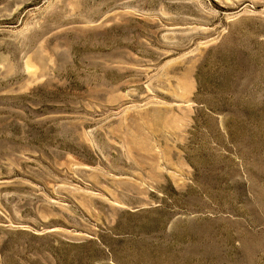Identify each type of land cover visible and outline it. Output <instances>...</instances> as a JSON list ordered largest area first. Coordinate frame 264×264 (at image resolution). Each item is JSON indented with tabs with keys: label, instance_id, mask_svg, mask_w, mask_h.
<instances>
[{
	"label": "rangeland",
	"instance_id": "obj_1",
	"mask_svg": "<svg viewBox=\"0 0 264 264\" xmlns=\"http://www.w3.org/2000/svg\"><path fill=\"white\" fill-rule=\"evenodd\" d=\"M0 264H264V0H0Z\"/></svg>",
	"mask_w": 264,
	"mask_h": 264
}]
</instances>
